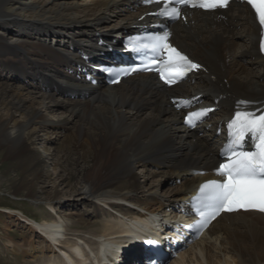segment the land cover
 <instances>
[{
	"label": "bare ground",
	"instance_id": "1",
	"mask_svg": "<svg viewBox=\"0 0 264 264\" xmlns=\"http://www.w3.org/2000/svg\"><path fill=\"white\" fill-rule=\"evenodd\" d=\"M59 2L43 0L25 9L18 0H0V160L6 166L0 193L2 189L32 206L42 201L49 212L31 218L5 207L3 227L8 234L3 241L30 257L28 264L35 259L40 264L91 263L99 259L100 244L107 246L112 264H117L113 259L134 264L141 254L131 245L132 231L146 232L134 220L147 228L152 218L165 220L210 179L201 173L215 172L219 119L237 109L264 110L260 29L245 5L231 6L221 18L216 13H188L187 22L175 24L170 34L173 43L202 66L193 77L195 85L188 81L167 90L152 75H135L118 86L105 89L99 84L93 89L86 77L92 74L88 66L101 42L110 43L112 33L131 32L151 10H142L136 0H85L84 8ZM122 6L135 11L129 12L132 21L117 24L115 32L109 26L103 31L111 20L104 10L118 18L116 10ZM8 9L36 17L15 18ZM80 9L85 19L69 18ZM197 95L217 108L209 123L212 131L204 138L186 130L172 102ZM57 109H63L66 118H51ZM17 115L22 119H14ZM34 126L57 131L48 139L57 153L39 154L38 140L29 131ZM72 126L75 136L65 147L63 132ZM53 167L64 172L55 181L48 171ZM73 181L81 188L71 199V213L64 214L61 187ZM51 184V197L40 198L38 189L45 194ZM9 225L24 226L23 236L9 234ZM171 264H264V217L223 215Z\"/></svg>",
	"mask_w": 264,
	"mask_h": 264
},
{
	"label": "snow or ice",
	"instance_id": "2",
	"mask_svg": "<svg viewBox=\"0 0 264 264\" xmlns=\"http://www.w3.org/2000/svg\"><path fill=\"white\" fill-rule=\"evenodd\" d=\"M152 2V0H148ZM160 3L161 0H155ZM259 16V21L264 25V0H247ZM175 4L177 6L170 5ZM228 0H163L160 15L177 19L180 17V6L200 7L202 9H215L226 7ZM168 33L151 38V43L144 45L150 47L154 53L167 58L163 61L162 68L157 70L166 83H175L188 71L198 68L171 44L167 43ZM135 71V69H132ZM190 102H185V106ZM245 103V102H241ZM206 113H193L188 122H193ZM232 137L228 147L231 156L226 163L220 165L218 171L225 177L223 182L210 181L203 186L207 192L206 207L211 209L210 215L214 218L220 211L238 209H256L264 212V114L256 116L247 111H237L229 124ZM255 142V151L243 150L245 139ZM239 148L241 150L237 151ZM204 215V212H201ZM151 243V242H150Z\"/></svg>",
	"mask_w": 264,
	"mask_h": 264
},
{
	"label": "rangeland",
	"instance_id": "3",
	"mask_svg": "<svg viewBox=\"0 0 264 264\" xmlns=\"http://www.w3.org/2000/svg\"><path fill=\"white\" fill-rule=\"evenodd\" d=\"M43 0H18V3L19 5L23 6L25 9L26 8H31L32 6H34L37 2H42ZM85 0H60V4L61 3H66V4H75L77 5V3L79 4V6L81 8H84L85 4L83 3ZM110 1H114V0H110ZM117 3L120 2V0H116ZM123 7V6H122ZM102 9H105L102 7ZM9 12H11L12 14H14L13 16L15 18H24V19H27V18H34L36 17V15L34 14H31V12H20L18 10L20 9H14L13 11L11 9H8ZM122 10V11H121ZM104 12H106V15H107V18H110L109 20V23L107 24H104V28L102 29L103 31H107L105 30L106 26H109V28H114V29H111L112 31H116L117 28H116V25L119 24V23H126L127 21H130V15H128V10L126 8H122V9H117L116 10V13H118V15H120L117 19L115 18V16L111 13H109L108 10H104ZM74 13V12H73ZM86 15L84 12H83V9H80V12L79 13H75V14H72L69 18H73V19H78V18H83L85 19V16ZM111 15V16H110ZM46 20L48 21H52L51 19V15H46L45 16ZM68 18V17H67ZM66 20V19H65ZM65 20H60L59 22H66ZM132 21V20H131ZM130 21V22H131ZM96 21H94L95 23ZM108 28V30H109ZM100 29V27H99ZM238 31H240V27L237 28ZM53 33H54V29H53ZM115 33H112L111 36L113 35L114 36ZM10 40V38H9ZM234 52L237 53L238 52V48L234 49ZM244 67L247 68L246 64L243 63ZM60 75V74H59ZM22 80V79H21ZM190 84V83H189ZM106 89V87H104ZM103 88V89H104ZM64 98H61L60 102L64 101L63 100ZM63 112V109H57L55 112H54V115L51 114V118H55V119H64L66 118V114L65 113H62ZM65 114V115H64ZM63 115V117H62ZM14 119H17V120H20L22 119V117L20 115H17ZM76 121V120H74ZM31 133H32V138L34 139H37V149L39 150V154L43 155V156H47V153H57V149L56 147H54L52 145V142L48 139H52V138H55V135L53 134V132H57L55 131V129H46L44 127H39V126H34V127H31L30 130H29ZM75 136V130L73 129V126L66 129L65 132H63V138L62 140H64V146L65 147H70V145L72 144V139H74ZM72 137V138H71ZM71 140V142H70ZM41 143V144H40ZM44 147H46V149H44ZM6 166L4 165L3 166V163L1 162L0 160V175H2L4 173V168ZM48 171L50 172V174L52 175V178L53 180L55 181L57 177L59 176H62L64 174V172L62 171H58V170H55V168H49ZM13 175L12 177H14L15 174H11ZM139 175L141 176V171H139ZM146 175V174H145ZM52 185L50 187L47 188V192L45 194H41V190L42 189H38V192H40V198H48V197H51V195H49V193L51 194L52 192ZM67 185V186H66ZM174 186V185H173ZM171 185V187H173ZM81 188V184H78L77 182H66V184H64L63 187H61L62 189V200H60L59 202V205L60 207L62 208V212L64 214H68V213H71L70 212V204H72L71 202H74L72 201L71 199L74 198V196L77 195L76 191L79 190ZM1 192L0 193V264H28V262H30V260L32 261V259L28 256H24L22 254L24 253H18V252H14L10 249V247L8 245H6V243L3 241V235L4 234H8L6 232V230H4L5 228L3 227V222H4V217L2 216V211L4 210L5 207H14L16 208L17 210H20L24 213H26V215L28 217H38L37 214L39 213L40 214V217H45L47 213H49L45 207L42 208V206L45 204H43L42 201L36 203V204H33V206L29 203V201L27 200H24L22 198H18V197H14V196H10L9 194H7L4 190L1 189ZM164 194V192H162ZM54 204H57V202H53V205ZM15 205V206H14ZM38 205H40L39 207H37ZM45 214V215H44ZM74 225V224H73ZM72 225V226H73ZM76 225V224H75ZM10 226V225H9ZM8 226V227H9ZM78 227H81L79 224L77 225ZM75 226V228L77 227ZM24 226H10L9 227V234H12L13 237H15L16 239L18 238H21L23 236V232L22 231H25V229H23ZM25 227H27L25 225ZM74 230H80V229H75L74 227H72ZM72 229V230H73ZM5 231V232H4ZM29 239V238H28ZM34 264H40V260L39 259H35V261L33 262Z\"/></svg>",
	"mask_w": 264,
	"mask_h": 264
}]
</instances>
